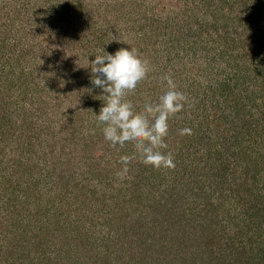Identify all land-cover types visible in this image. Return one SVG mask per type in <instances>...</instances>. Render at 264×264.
Here are the masks:
<instances>
[{
	"label": "rangeland",
	"instance_id": "rangeland-1",
	"mask_svg": "<svg viewBox=\"0 0 264 264\" xmlns=\"http://www.w3.org/2000/svg\"><path fill=\"white\" fill-rule=\"evenodd\" d=\"M121 48L135 111L188 97L175 169L124 181L91 83ZM0 264H264V0H0Z\"/></svg>",
	"mask_w": 264,
	"mask_h": 264
},
{
	"label": "clouds",
	"instance_id": "clouds-1",
	"mask_svg": "<svg viewBox=\"0 0 264 264\" xmlns=\"http://www.w3.org/2000/svg\"><path fill=\"white\" fill-rule=\"evenodd\" d=\"M149 71L148 61L135 48H121L115 54L104 52L91 62V83L105 94L96 115L98 126L103 125L104 139L113 148L131 143L134 149L131 156L119 158L122 167L116 177L120 181L130 179L129 166L137 158L156 170H174L176 166L173 154L162 150L168 148L169 120L184 110L188 97L177 90L172 76L166 74L161 80L166 82L167 90L156 102H146L142 111H135L127 97L148 78ZM179 134L190 135L191 129L182 128Z\"/></svg>",
	"mask_w": 264,
	"mask_h": 264
}]
</instances>
